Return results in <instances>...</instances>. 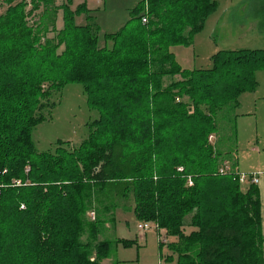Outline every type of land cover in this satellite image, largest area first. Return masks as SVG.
I'll use <instances>...</instances> for the list:
<instances>
[{"label": "trees", "instance_id": "16d2710c", "mask_svg": "<svg viewBox=\"0 0 264 264\" xmlns=\"http://www.w3.org/2000/svg\"><path fill=\"white\" fill-rule=\"evenodd\" d=\"M1 3L0 264H106L118 209L176 238L178 264H264L259 189L220 172L231 162L221 143L236 139L226 114L256 89L264 50H220L199 70L173 52L216 0H143L102 46L85 3ZM69 84L99 117L78 147L40 153L33 131Z\"/></svg>", "mask_w": 264, "mask_h": 264}, {"label": "rangeland", "instance_id": "374dc122", "mask_svg": "<svg viewBox=\"0 0 264 264\" xmlns=\"http://www.w3.org/2000/svg\"><path fill=\"white\" fill-rule=\"evenodd\" d=\"M72 1L75 7L85 3L90 10L100 29L99 44L102 46L105 34L119 32L135 15V9L143 0ZM216 2V10L207 18L202 31L195 35L192 45L173 48L176 61L183 69L212 68V57L220 50H264V39L257 37L258 33H264L261 28L264 0ZM5 8L6 5L1 3L0 13ZM83 20L84 17H81L78 22ZM217 21L220 22L219 28H216ZM61 26L60 12L58 27ZM256 79V89L241 94L239 107L226 114L227 119L236 118V139L223 141L221 144L224 148L219 145L218 149L221 148V152L231 158V162H227L233 170L240 174L261 176L257 187L260 191L264 254V190L259 186L260 181L264 180V69L257 72ZM170 81V78H166V83ZM45 115V121L38 124L32 134L35 147L40 153L53 151L59 141L70 142L73 147H78L88 137L90 124L99 117L98 112L89 107L88 98L79 84L65 86L60 100ZM209 139L211 143H216L217 138L213 135ZM241 184L243 190L250 185L247 181ZM115 217V225L106 226L105 238L120 242L114 246L113 255L106 264H178V256L170 248L176 238L165 235L161 230L147 233L140 231V223L132 209H118ZM190 232V228L186 229V233Z\"/></svg>", "mask_w": 264, "mask_h": 264}, {"label": "built area", "instance_id": "2783aa9c", "mask_svg": "<svg viewBox=\"0 0 264 264\" xmlns=\"http://www.w3.org/2000/svg\"><path fill=\"white\" fill-rule=\"evenodd\" d=\"M143 22L146 23L147 22V18H144L143 19ZM231 171V167H230V164L228 162H224V165L222 167V169L220 170L221 173H228ZM259 175H245V174H239V180L241 183L247 181L251 184H255L257 185L259 183ZM189 185L191 186L192 185V181L189 180ZM92 217H94V214H92ZM138 229L142 232H149V231H157V232H160V229L158 227V225H155V224H150V223H140L138 225ZM161 240V239H160ZM162 242H166L165 239H162L161 240Z\"/></svg>", "mask_w": 264, "mask_h": 264}, {"label": "crops", "instance_id": "0c3cea01", "mask_svg": "<svg viewBox=\"0 0 264 264\" xmlns=\"http://www.w3.org/2000/svg\"><path fill=\"white\" fill-rule=\"evenodd\" d=\"M222 20H220V22H221ZM220 22L219 21H217V24H216V28H219V24H220ZM243 27H244V25H243ZM261 31V30H260ZM260 31H257V32H260ZM257 37L258 38H260V39H264V33L263 32H261V34L260 33H258V35H257ZM248 49V48H247ZM256 49H259V48H256ZM260 49H262V48H260ZM259 178L261 177L260 175L258 176ZM260 189L261 190H264V180L261 182L260 181ZM259 189V188H258ZM260 192V191H259ZM161 239V238H160Z\"/></svg>", "mask_w": 264, "mask_h": 264}]
</instances>
